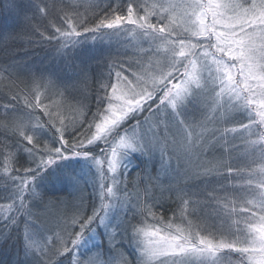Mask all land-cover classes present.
Here are the masks:
<instances>
[{
    "label": "snow or ice",
    "instance_id": "6c2138e0",
    "mask_svg": "<svg viewBox=\"0 0 264 264\" xmlns=\"http://www.w3.org/2000/svg\"><path fill=\"white\" fill-rule=\"evenodd\" d=\"M10 10L62 61L98 52L66 77L0 70V243L25 264H264V0ZM71 160L87 183L68 173L71 199L47 196L41 180Z\"/></svg>",
    "mask_w": 264,
    "mask_h": 264
},
{
    "label": "trees",
    "instance_id": "16d2710c",
    "mask_svg": "<svg viewBox=\"0 0 264 264\" xmlns=\"http://www.w3.org/2000/svg\"><path fill=\"white\" fill-rule=\"evenodd\" d=\"M24 2H27V0H24ZM10 5L11 0H0V70L9 68L13 64L21 66L27 64L33 68L49 69L57 72L61 77H66L72 75L71 63L79 64L86 57L83 51H87L88 53L90 50L98 52L95 46L85 44L77 49L70 60L66 59L62 61L55 53L35 47L29 43L30 36L26 33L24 20L19 21L17 12L11 11ZM16 71L19 73V69H16ZM10 80L11 78L7 72L0 71V103L5 102V96L12 94L9 92ZM41 99H43V94L41 95ZM36 115L41 121L46 120L40 109L36 111ZM62 119H64L65 123H68L69 119L78 120L80 117L78 114L68 113ZM41 135L44 138L43 134ZM65 136L67 137V133H65ZM139 163V160H137L136 164L139 165ZM68 167L69 164L62 162L60 167L50 169L49 173L41 180V191L46 193L47 196L71 199L68 196L73 191L72 184L66 179V175L68 173L78 175L83 177L84 182L87 183L88 172L80 175L76 170H70ZM0 264H25L20 244L14 239L9 240L7 243H0Z\"/></svg>",
    "mask_w": 264,
    "mask_h": 264
},
{
    "label": "rangeland",
    "instance_id": "374dc122",
    "mask_svg": "<svg viewBox=\"0 0 264 264\" xmlns=\"http://www.w3.org/2000/svg\"><path fill=\"white\" fill-rule=\"evenodd\" d=\"M17 16H18L19 21L20 20L23 21V17L21 15L17 14ZM89 43H91V42H89ZM101 46H103V45H101ZM83 53H85V56H87L89 54L87 51H83ZM130 55H131V53H130ZM237 143H239V141H237ZM205 159H211V157L207 156V157H205ZM66 163L69 164L68 168L70 170H76V172L79 173L80 175H84L86 172H88V166L84 163V161L78 162L77 160H71V161H66ZM73 175H75V174H73ZM76 176L78 178H80L82 181H84L83 177H80L78 175H76ZM66 179H67V175H66ZM197 183H198V181H197ZM72 189H73V186H72ZM220 195H223V194L221 193ZM101 231H102V229H101ZM99 243H100V237H97L95 240V244H99Z\"/></svg>",
    "mask_w": 264,
    "mask_h": 264
}]
</instances>
